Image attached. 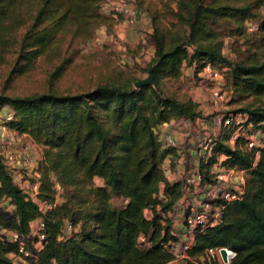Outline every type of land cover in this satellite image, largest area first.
Instances as JSON below:
<instances>
[{
	"label": "trees",
	"instance_id": "trees-1",
	"mask_svg": "<svg viewBox=\"0 0 264 264\" xmlns=\"http://www.w3.org/2000/svg\"><path fill=\"white\" fill-rule=\"evenodd\" d=\"M105 3L0 0V57L16 46L23 62L17 71L22 74L58 36L90 40L99 27L115 22L103 15ZM133 3L137 12L142 9V0ZM162 3L160 12L149 13L151 32L146 38L152 56L145 71L149 75L152 70L153 85L135 88L141 80L127 77L85 94L0 95V111L12 110L4 126L42 149L37 200L49 206L41 212L0 157V264H14L21 248L31 253L28 264L174 260L169 245L177 239L170 233V215L184 195L185 182L169 180L178 156L175 149L164 147L158 128L201 118L195 102L179 100L161 86L163 80H180L185 67L195 73L207 65L216 69L229 95L227 104L234 105L225 116L243 118L238 127L248 135L264 133V0ZM166 17L171 20L163 25L160 19ZM225 39L230 40L232 58L223 52ZM236 129H221L210 156L199 161L194 174L213 182V169L224 157L221 165L245 172L244 193L239 200L219 203L220 222L197 230L189 259L181 264H217L205 258L207 250L216 248L235 253L230 264H264V147L246 149L242 136L231 144ZM57 185L62 191L59 204ZM112 198L122 204L113 206ZM4 203L12 211L7 212ZM37 220L43 223L44 239L35 249L30 223ZM7 232L17 239H9ZM141 235L147 247L138 242Z\"/></svg>",
	"mask_w": 264,
	"mask_h": 264
},
{
	"label": "rangeland",
	"instance_id": "rangeland-1",
	"mask_svg": "<svg viewBox=\"0 0 264 264\" xmlns=\"http://www.w3.org/2000/svg\"><path fill=\"white\" fill-rule=\"evenodd\" d=\"M142 1L141 8L148 17L150 12L154 13L162 10V0ZM160 20L163 25H166L171 19L166 17ZM27 29V26L22 28L18 32V36H22ZM133 32V28L128 29L123 24L114 22L111 26L99 27L88 41L70 35L58 36L51 48L30 63L27 71L22 74H19L17 70L23 62L18 57L17 47H12L0 57V95L24 97L49 92L62 95L85 94L99 85L112 83L127 77L143 80L148 77L145 70L152 56L150 48L146 44V38L151 29L141 34L137 32L136 35ZM225 42L223 52L226 56L232 58L233 55L229 52L230 40L225 39ZM141 49L145 51L146 58L138 57ZM222 81L223 78L213 79L207 72L195 73L193 68L185 67L182 69L180 80H163L161 82L165 93L179 100L195 102L198 106L197 110L201 113V118L193 122L180 120L168 124V128L160 133L161 136L165 134L175 138L176 148L181 152L183 162L186 165L184 169L175 170L172 173L174 174V180L184 181L187 175L194 174H189L187 169H192V164L196 167L199 165L198 153L204 142L214 141L222 129L217 125H212V120L222 118L234 109V105H214L210 100L212 91L219 89L226 95V101H229V95L224 89ZM8 114L11 115L12 110L3 107L0 111V148L2 153L17 158L20 156L27 158L28 156L35 166L38 165L36 162L38 163L41 158L42 149L36 146L28 136L18 135L4 126ZM1 136H4V138L2 139ZM257 138L253 137L254 140H257ZM0 157L2 158V156ZM23 172L25 171L23 170ZM14 180L22 188H28L33 184L32 179H29L28 176L25 178L28 185L19 182V179ZM94 183L97 186L101 185L99 179H94ZM23 190L30 192L29 189ZM61 192V189L56 190L55 203L62 202ZM111 204L119 206L122 202L112 198ZM185 205L186 202L180 200L174 212L171 213L172 228H176V224L181 221L185 212ZM3 208L7 212L12 211L7 203L3 204ZM145 215L149 217L150 213L146 211ZM30 228L34 236L37 222L31 225ZM69 230V225H67L64 231L68 234ZM10 236V238L16 240L15 237H12V234ZM18 263L19 261L16 259L15 264ZM169 264H181V261H172Z\"/></svg>",
	"mask_w": 264,
	"mask_h": 264
},
{
	"label": "built area",
	"instance_id": "built-area-1",
	"mask_svg": "<svg viewBox=\"0 0 264 264\" xmlns=\"http://www.w3.org/2000/svg\"><path fill=\"white\" fill-rule=\"evenodd\" d=\"M105 4L102 7V13L108 18L113 19L115 22L123 23L128 28H135L138 23V12L135 8L133 0H105ZM118 49H120L118 47ZM138 57L146 58L145 51L141 49L138 54ZM203 72H207L211 75L213 79L222 78L221 74L218 71H214L211 69L209 65H207L203 70ZM223 82V81H222ZM225 94L221 90H213L210 100L214 105H222L227 104L225 99ZM11 115L8 114L6 119L9 120ZM243 121V118L240 116H224L222 118H216L212 120V125H217L219 128H230L232 126H237L235 134L231 138V144L234 143V140L239 136L245 137V148H262L264 147V133H260L258 135H248L247 130L244 131L241 129L240 124ZM168 124H162L158 128V134L162 140L164 147L166 148H176L175 138L171 135L161 136V132L163 133L162 128L167 126ZM2 139L4 136H1ZM253 137H258L257 140H254ZM214 142L212 140H208L202 147V151H204V158L207 159L210 156L211 148ZM1 149V148H0ZM0 156L3 158V162L7 165L10 174L14 179H19V182L26 183V176L23 173V170H32L36 176L38 173L36 172L37 165L33 164L32 160L27 156V158L20 156L19 158L14 157L12 155H4ZM224 157H221L219 163L214 167L212 172V180L211 183H206L202 180L200 175L190 174L194 173L195 170H191L184 178L185 182V192L182 201L186 202L185 212L181 221L178 222L176 228H171V235L174 236L177 241L173 244L169 245V250L174 255L173 261H181L188 260L189 257L187 253L192 248L194 243L195 233L198 229H203L204 227H212L217 225L222 217V209L219 203L221 202H231L239 200L245 189L246 184V174L243 170H240L236 167H225L221 165ZM168 174V173H167ZM38 179V178H37ZM169 180H174V174H169ZM18 185V184H17ZM23 185V184H22ZM28 185V184H27ZM20 187V185H18ZM38 182H33L28 188L30 192L25 191L26 195L32 199L34 202L38 203V206L41 212H45L49 206L44 203L38 202L37 193H38ZM56 190H60V187L57 185ZM43 231V223L41 220H37V228L34 233V236L37 238V243L34 244V248H39L41 245V241L44 239L42 234ZM15 239H17V235L14 234ZM138 242L143 246H148L149 244L146 242V239L143 235H141L138 239ZM221 250L225 251V256L223 257L221 254ZM20 256L18 257V264H28L26 259L31 256V253L27 250L21 248L19 250ZM235 257V253L226 248H216L209 249L205 252V258L207 262H216L217 264H230L231 260ZM15 264V263H14Z\"/></svg>",
	"mask_w": 264,
	"mask_h": 264
},
{
	"label": "crops",
	"instance_id": "crops-1",
	"mask_svg": "<svg viewBox=\"0 0 264 264\" xmlns=\"http://www.w3.org/2000/svg\"><path fill=\"white\" fill-rule=\"evenodd\" d=\"M137 17H138V23H137V25H136V27L134 28V32H133V34L134 35H136L137 34V32H139L140 34L142 33V32H144V31H149L150 30V18L147 16V14L142 10V9H140V8H138V15H137ZM123 24V23H122ZM124 25V24H123ZM124 27L125 28H128V27H126L125 25H124ZM129 29V28H128ZM151 51V50H150ZM170 125V124H169ZM169 125H167V126H165L164 128H162V130L163 131H165L166 130V128H168V126ZM176 151V155L178 156V158L176 159H174V161H175V170L176 171H179V170H181L182 168L184 169L185 168V163L183 162V159H182V155H181V152L178 150V149H176L175 150ZM0 152H1V154H3L2 153V151H1V149H0ZM204 151H202V149L199 151V153H198V157H199V161H201V160H204ZM198 161V162H199ZM36 164H37V162H36ZM169 164H170V157H168L166 160H165V162H164V165L165 166H169ZM199 164V163H198ZM193 166L191 167L192 169H187V171L189 172V171H191V170H196L197 168H198V166L196 167L194 164H192ZM25 172H23L24 173V175L27 177H29V179H32V182H36L37 181V177L38 176H36L35 175V173L32 171V170H24ZM37 221H33V222H31L30 223V226L31 225H33L34 223H36ZM7 236H8V238L9 239H12L13 240V238H10L11 236H10V234H12L13 236L12 237H14V234L13 233H11V232H7V233H5ZM16 259H18V257H16L15 259H14V263H15V260Z\"/></svg>",
	"mask_w": 264,
	"mask_h": 264
},
{
	"label": "water",
	"instance_id": "water-1",
	"mask_svg": "<svg viewBox=\"0 0 264 264\" xmlns=\"http://www.w3.org/2000/svg\"><path fill=\"white\" fill-rule=\"evenodd\" d=\"M147 85H153V73H152V70L149 71V75L147 78L137 82L134 87L135 88H138V87H141V86H147ZM221 254L222 256L224 257L225 256V251L224 250H221Z\"/></svg>",
	"mask_w": 264,
	"mask_h": 264
}]
</instances>
